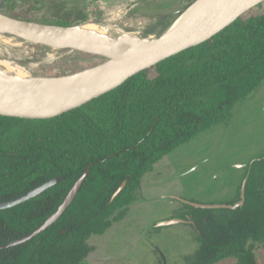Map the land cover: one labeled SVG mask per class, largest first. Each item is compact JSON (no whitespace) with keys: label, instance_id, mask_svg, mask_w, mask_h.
<instances>
[{"label":"trees","instance_id":"trees-1","mask_svg":"<svg viewBox=\"0 0 264 264\" xmlns=\"http://www.w3.org/2000/svg\"><path fill=\"white\" fill-rule=\"evenodd\" d=\"M258 7L260 14L239 17L210 40L151 68L154 77L150 69L144 70L51 119L0 116V203L62 178L44 193L0 210V246L41 226L90 169L64 214L32 240L1 249L0 264H82L92 251L89 239L104 235L124 218L143 176L162 157L228 122L235 105L264 80V2ZM239 194L228 205L237 203ZM185 207L199 243L186 264L228 258L236 264H257L254 243L264 244V160L250 166L242 207Z\"/></svg>","mask_w":264,"mask_h":264},{"label":"rangeland","instance_id":"rangeland-1","mask_svg":"<svg viewBox=\"0 0 264 264\" xmlns=\"http://www.w3.org/2000/svg\"><path fill=\"white\" fill-rule=\"evenodd\" d=\"M194 1L0 0V14L47 25L107 21L114 29L139 38H155ZM261 11L257 6L241 17ZM44 46L4 35L0 38V60L22 67L35 78L66 76L105 61ZM149 76H155L154 69ZM257 160H264V80L245 101L235 105L228 122L182 144L143 176L124 218L104 235L89 239L92 251L82 264H185L199 246L192 222L182 220L185 206L228 205L240 192L251 163ZM159 224L167 225L159 228ZM254 254L256 263L264 264V244L254 243ZM216 264H236V260L228 258Z\"/></svg>","mask_w":264,"mask_h":264},{"label":"water","instance_id":"water-1","mask_svg":"<svg viewBox=\"0 0 264 264\" xmlns=\"http://www.w3.org/2000/svg\"><path fill=\"white\" fill-rule=\"evenodd\" d=\"M263 2L264 0H196L182 12H178L177 18H173L174 21L168 24L155 38H139L124 32L126 36L139 43L144 49L120 55L98 49L96 45H57L52 40L40 37L37 33L38 28H61L69 32L73 28L93 22L63 27L19 21L0 14V22L9 27L3 36L12 35L26 40L25 35L34 40L31 42L54 49H67L68 52H76L86 56H97L105 60L94 67L66 76L33 77L32 79L38 83L24 87L19 93L0 91V116L22 120H46L79 108L116 89L136 74L151 69L172 56L210 40L243 14ZM115 43L118 46L122 44L117 40ZM249 170L250 167L241 186L240 200L234 205L192 204L191 206L202 209L231 210L242 207L245 201V185ZM89 172L90 169L87 168L72 186L61 205L41 226L22 239L12 241L6 246H0V250L28 242L52 226L71 205ZM60 181L62 178L55 177L18 198L2 202L0 203V210L24 203L44 193ZM124 186L125 182L114 193L112 199L123 190Z\"/></svg>","mask_w":264,"mask_h":264},{"label":"bare ground","instance_id":"bare-ground-1","mask_svg":"<svg viewBox=\"0 0 264 264\" xmlns=\"http://www.w3.org/2000/svg\"><path fill=\"white\" fill-rule=\"evenodd\" d=\"M8 28V26L0 22V38H2L3 34L8 30ZM37 31L40 37L52 40L57 45H96L98 49H103L106 52L113 53L116 55L130 54L144 49V47H142L139 43L126 36L123 31L111 27L107 21L105 24H86L77 28H73L69 32L61 28H38ZM110 33H112L113 35H111ZM24 37L27 41H34L28 36L24 35ZM116 40L118 42H121L122 44L120 46L116 45ZM92 51L97 52L96 50ZM32 78L33 77L29 76L27 71L24 70L22 67L14 63L7 62L5 60H0L1 92L5 91L19 93L24 87L38 83V81Z\"/></svg>","mask_w":264,"mask_h":264},{"label":"flooded vegetation","instance_id":"flooded-vegetation-1","mask_svg":"<svg viewBox=\"0 0 264 264\" xmlns=\"http://www.w3.org/2000/svg\"><path fill=\"white\" fill-rule=\"evenodd\" d=\"M247 173H248V172H247ZM246 176H247V175H246ZM247 179H248V178H247ZM243 181H244V180H243ZM246 182H247V181H246ZM241 186H242V185H241ZM245 186H246V185H245ZM240 190H241V189H240ZM239 195H240V194H239ZM190 206H191V205H190ZM186 211H187V209L184 211V213H183L182 216H184L185 218L187 217V218H186V219L183 218L182 220H185L186 222H187L188 220H190V222H192V225H193V226H192V225H191V226H192L193 228L196 229V227L194 226V223H193V221L190 219V217H188L187 215H185ZM116 223H117V222H116ZM159 225H160V224H159ZM163 226H165V225H161V226H158V227L161 228V227H163ZM195 231L198 233L197 230H195ZM198 245H199V244H198ZM90 253H91V252H90ZM88 256H89V255H88ZM88 256H87V257H88ZM191 256H192V255H191ZM186 259H187V258H186ZM85 260H86V259H85ZM85 260H84V261H85ZM84 261H83V262H84ZM185 264H186V263H185Z\"/></svg>","mask_w":264,"mask_h":264}]
</instances>
